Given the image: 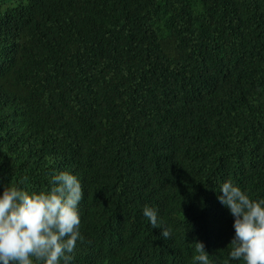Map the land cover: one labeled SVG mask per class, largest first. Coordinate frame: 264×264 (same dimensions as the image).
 <instances>
[{"label": "trees", "instance_id": "trees-1", "mask_svg": "<svg viewBox=\"0 0 264 264\" xmlns=\"http://www.w3.org/2000/svg\"><path fill=\"white\" fill-rule=\"evenodd\" d=\"M64 169L72 264L226 258L218 184L264 197V0H0V187Z\"/></svg>", "mask_w": 264, "mask_h": 264}, {"label": "clouds", "instance_id": "clouds-1", "mask_svg": "<svg viewBox=\"0 0 264 264\" xmlns=\"http://www.w3.org/2000/svg\"><path fill=\"white\" fill-rule=\"evenodd\" d=\"M26 177L0 187V264H72L80 232L82 187L68 169L51 175L48 187L33 190ZM216 199L232 217L233 235L226 258L215 260L194 241L191 264H264V197L254 198L231 179L218 184ZM142 216L160 236L171 229L158 219L155 206L144 205Z\"/></svg>", "mask_w": 264, "mask_h": 264}]
</instances>
